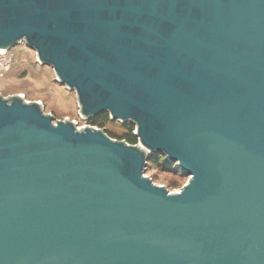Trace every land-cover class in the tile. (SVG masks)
I'll return each instance as SVG.
<instances>
[{"label":"water","instance_id":"water-1","mask_svg":"<svg viewBox=\"0 0 264 264\" xmlns=\"http://www.w3.org/2000/svg\"><path fill=\"white\" fill-rule=\"evenodd\" d=\"M22 43L139 143L0 95V264H264V0H0Z\"/></svg>","mask_w":264,"mask_h":264},{"label":"rangeland","instance_id":"rangeland-1","mask_svg":"<svg viewBox=\"0 0 264 264\" xmlns=\"http://www.w3.org/2000/svg\"><path fill=\"white\" fill-rule=\"evenodd\" d=\"M15 63L7 71L0 74V95L10 98L22 95L28 102H41L45 111L51 113L56 120L75 121L80 127L90 125L80 115L75 92L68 90L57 81L54 70L41 66L34 51L23 43L12 49ZM127 125L118 121L109 122L104 129L107 134L122 137L128 133ZM134 128L135 126L132 125ZM134 129V134H135ZM139 143V142H138ZM137 143V144H138ZM163 156V155H162ZM165 158V157H164ZM147 175L158 185L167 187L170 191H181L188 183L177 164H171L167 158L157 167H148Z\"/></svg>","mask_w":264,"mask_h":264},{"label":"trees","instance_id":"trees-1","mask_svg":"<svg viewBox=\"0 0 264 264\" xmlns=\"http://www.w3.org/2000/svg\"><path fill=\"white\" fill-rule=\"evenodd\" d=\"M109 122H112L110 116L108 114H102V115L96 117L94 120L90 121V124L93 126H98L100 128H105ZM134 129L135 128L132 125H127L128 133L125 134L124 136L117 137L116 135H114L112 133H110L108 135L114 139L125 140L126 142L134 145V144L138 143V139L135 137V135L133 133ZM163 160H165V158H164V156H162L160 154L153 156L149 161V166H152L153 168L157 167L161 162H163Z\"/></svg>","mask_w":264,"mask_h":264},{"label":"built area","instance_id":"built-area-1","mask_svg":"<svg viewBox=\"0 0 264 264\" xmlns=\"http://www.w3.org/2000/svg\"><path fill=\"white\" fill-rule=\"evenodd\" d=\"M12 53V50L6 52L0 51V74L7 71L12 65H14L15 56Z\"/></svg>","mask_w":264,"mask_h":264}]
</instances>
